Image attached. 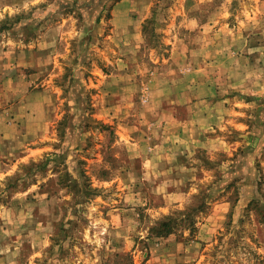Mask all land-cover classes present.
<instances>
[{"label":"rangeland","instance_id":"rangeland-1","mask_svg":"<svg viewBox=\"0 0 264 264\" xmlns=\"http://www.w3.org/2000/svg\"><path fill=\"white\" fill-rule=\"evenodd\" d=\"M0 264H264V0H0Z\"/></svg>","mask_w":264,"mask_h":264},{"label":"trees","instance_id":"trees-1","mask_svg":"<svg viewBox=\"0 0 264 264\" xmlns=\"http://www.w3.org/2000/svg\"><path fill=\"white\" fill-rule=\"evenodd\" d=\"M162 229L165 230V231H164V234H165V235H169L170 233H172V231H171V229L168 227V225H163Z\"/></svg>","mask_w":264,"mask_h":264}]
</instances>
